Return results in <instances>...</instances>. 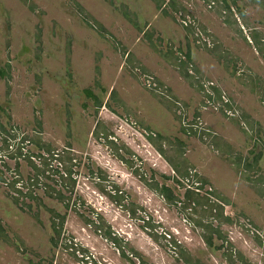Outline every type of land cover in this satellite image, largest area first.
I'll return each instance as SVG.
<instances>
[{
	"label": "rangeland",
	"instance_id": "obj_1",
	"mask_svg": "<svg viewBox=\"0 0 264 264\" xmlns=\"http://www.w3.org/2000/svg\"><path fill=\"white\" fill-rule=\"evenodd\" d=\"M133 253L264 264V0H0V264Z\"/></svg>",
	"mask_w": 264,
	"mask_h": 264
},
{
	"label": "trees",
	"instance_id": "obj_2",
	"mask_svg": "<svg viewBox=\"0 0 264 264\" xmlns=\"http://www.w3.org/2000/svg\"><path fill=\"white\" fill-rule=\"evenodd\" d=\"M185 59H187L186 61H188L189 60V53L188 52H186L185 53ZM158 153L161 155V156H163V152L160 150V149H158ZM166 161L168 162V164L171 166V168H172V171L176 174V176L178 177V176H180V177H185L187 174H186V172L185 173H183V174H180V172L174 167V165L169 161V160H167L166 159ZM176 183H179L177 180H174ZM152 188H153V190L154 191H156L160 196H162L164 199H166L168 202H175V198H173V196H172V194H171V191H170V189L168 188V187H166L165 185H160V186H158L157 184H154L153 186H152ZM195 192H191L190 190H186L185 191V194H184V196H185V198L186 199H189V200H191V201H195V199L193 198L194 197V195L196 196V194H194ZM57 197L58 198H61V194H57ZM55 216L57 217V215L55 214ZM61 218V217H60ZM62 218H61V221L60 222H58V223H56V221H55V219H53L52 220V223H51V228H52V230H53V232L58 236L59 235V231H60V228L62 227ZM226 221H229V219L228 218H226L225 219ZM215 233H216V235H217V237H221L220 236V234H219V232L217 231V230H215ZM205 243L207 244V246H211V242H210V239L208 238V239H205ZM123 255V254H122ZM133 255H135V257H137V261L139 260L138 259V256L135 254V253H133ZM124 256V255H123ZM125 257V256H124ZM139 262V264H142V262H140V261H138Z\"/></svg>",
	"mask_w": 264,
	"mask_h": 264
},
{
	"label": "built area",
	"instance_id": "obj_3",
	"mask_svg": "<svg viewBox=\"0 0 264 264\" xmlns=\"http://www.w3.org/2000/svg\"><path fill=\"white\" fill-rule=\"evenodd\" d=\"M182 24L184 25V26H188V23L185 21V20H182ZM146 82H148L147 84H148V86H150V83H149V81H146ZM151 85H153V84H151ZM17 184V183H16ZM17 186V185H16Z\"/></svg>",
	"mask_w": 264,
	"mask_h": 264
}]
</instances>
